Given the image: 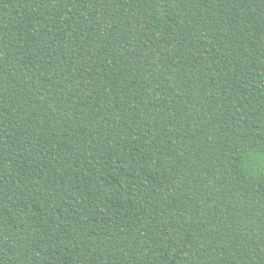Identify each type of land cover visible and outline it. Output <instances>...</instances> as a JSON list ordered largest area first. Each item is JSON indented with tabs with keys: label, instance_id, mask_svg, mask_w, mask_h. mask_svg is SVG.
<instances>
[{
	"label": "trees",
	"instance_id": "16d2710c",
	"mask_svg": "<svg viewBox=\"0 0 264 264\" xmlns=\"http://www.w3.org/2000/svg\"><path fill=\"white\" fill-rule=\"evenodd\" d=\"M0 264H264V0H0Z\"/></svg>",
	"mask_w": 264,
	"mask_h": 264
}]
</instances>
